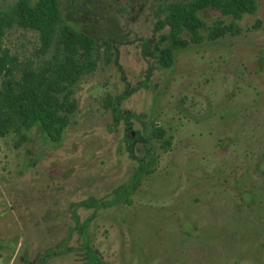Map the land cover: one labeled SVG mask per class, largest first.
Segmentation results:
<instances>
[{"label":"rangeland","instance_id":"374dc122","mask_svg":"<svg viewBox=\"0 0 264 264\" xmlns=\"http://www.w3.org/2000/svg\"><path fill=\"white\" fill-rule=\"evenodd\" d=\"M172 1L59 0L99 59L58 140L39 124L0 136V264H264V0L238 19L198 10L203 40L163 67L155 23ZM39 44L2 36L22 61Z\"/></svg>","mask_w":264,"mask_h":264},{"label":"trees","instance_id":"16d2710c","mask_svg":"<svg viewBox=\"0 0 264 264\" xmlns=\"http://www.w3.org/2000/svg\"><path fill=\"white\" fill-rule=\"evenodd\" d=\"M16 0L8 9H0V136L9 131L29 130L39 124L47 136L58 140L77 108L73 86L82 75L91 72L99 59L94 37L61 22L59 0ZM210 8L222 15L238 19L254 13L255 0H176L169 2L156 20L161 30L154 46L157 62L170 67L174 51L189 43L203 40L201 29L206 24L197 11ZM13 25L35 31L40 41L35 54L38 62L19 60L2 45V36ZM226 33H236L234 25H213L206 37L216 39ZM186 37H184V35ZM104 57L109 59L110 42L104 41ZM163 44V45H162ZM161 45V46H160ZM18 69L19 78L13 73ZM110 96L104 100L105 107ZM163 129L154 127L151 135L162 138ZM25 138V136H23ZM170 140L163 139L165 150Z\"/></svg>","mask_w":264,"mask_h":264}]
</instances>
